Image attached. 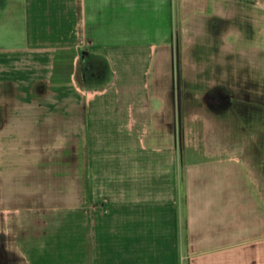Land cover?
I'll return each mask as SVG.
<instances>
[{
  "label": "crops",
  "instance_id": "crops-1",
  "mask_svg": "<svg viewBox=\"0 0 264 264\" xmlns=\"http://www.w3.org/2000/svg\"><path fill=\"white\" fill-rule=\"evenodd\" d=\"M8 22L24 46L0 56V264H264V183L240 154L187 158L150 83L177 27L243 54L264 0H0Z\"/></svg>",
  "mask_w": 264,
  "mask_h": 264
},
{
  "label": "rangeland",
  "instance_id": "rangeland-1",
  "mask_svg": "<svg viewBox=\"0 0 264 264\" xmlns=\"http://www.w3.org/2000/svg\"><path fill=\"white\" fill-rule=\"evenodd\" d=\"M18 25L19 22L0 24V56L12 55L24 46L23 29ZM218 28L209 26L208 34L188 42L184 41L182 28L174 29L175 38L165 47L166 58L153 61L155 75H150V83L162 88V104L168 110L171 130L176 132L178 148L185 150L187 158H202L190 148L240 154L261 184L264 183V36L260 37V26L256 27L257 31L253 30L257 32L256 43L255 38L242 43L235 40L237 51L243 54L229 53L225 52L228 50ZM113 32V36L119 37L121 29L115 28ZM254 46L258 51H251ZM74 62L78 63L76 67ZM72 63L75 84L82 88L81 59ZM97 66L98 72L104 74L100 69L103 64ZM158 73L162 75L156 76ZM110 78L107 70L105 77L93 86H101Z\"/></svg>",
  "mask_w": 264,
  "mask_h": 264
},
{
  "label": "water",
  "instance_id": "water-1",
  "mask_svg": "<svg viewBox=\"0 0 264 264\" xmlns=\"http://www.w3.org/2000/svg\"><path fill=\"white\" fill-rule=\"evenodd\" d=\"M179 104H180V99H179Z\"/></svg>",
  "mask_w": 264,
  "mask_h": 264
}]
</instances>
